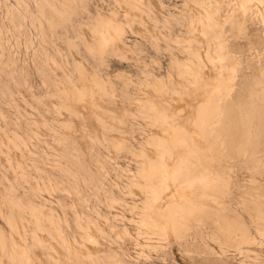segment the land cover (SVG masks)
<instances>
[{"label": "rangeland", "instance_id": "rangeland-1", "mask_svg": "<svg viewBox=\"0 0 264 264\" xmlns=\"http://www.w3.org/2000/svg\"><path fill=\"white\" fill-rule=\"evenodd\" d=\"M242 2L0 0V264H264V0ZM168 125L216 187L160 234Z\"/></svg>", "mask_w": 264, "mask_h": 264}, {"label": "bare ground", "instance_id": "bare-ground-1", "mask_svg": "<svg viewBox=\"0 0 264 264\" xmlns=\"http://www.w3.org/2000/svg\"><path fill=\"white\" fill-rule=\"evenodd\" d=\"M249 1L250 0H243L242 8H245L246 2ZM212 118L213 114L207 115L203 112L200 118L201 124H203V126L205 124H210L213 122ZM165 132L167 137L166 139H162L161 142L163 141V143H166L173 141L174 145L176 144L177 147L175 146L174 148V146L170 145V148H168L169 146L163 144L165 148L169 150L161 154L162 160L165 162L162 164L161 175H156L160 167L157 163L147 170L146 175L147 192H150V198L152 197V199L157 202V211L148 213L149 218L147 224H150V227L154 230L159 228L160 234H165L167 230L179 232L181 227L189 221V216L194 211L203 209V196L205 194L211 196V191L216 187V176H211V172L210 175L208 172V174L206 173V169H209V167L202 166L200 161L190 158V149H186L188 151H183L185 143L189 145L185 142L187 139L183 137V133H181L180 130H176L171 125L165 127ZM192 147L193 145L187 148ZM161 151L163 152L162 149ZM193 153L192 150V155L195 158ZM168 158H173V166L166 163ZM197 168H200V172H197ZM181 177H185L188 181L180 189L175 191L176 195L170 191V199H163L160 197L159 192H165L176 186V184L171 185L170 181H177ZM161 219L164 220L163 223H160Z\"/></svg>", "mask_w": 264, "mask_h": 264}]
</instances>
